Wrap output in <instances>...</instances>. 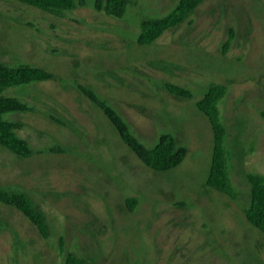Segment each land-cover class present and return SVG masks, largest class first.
<instances>
[{
  "label": "rangeland",
  "instance_id": "1",
  "mask_svg": "<svg viewBox=\"0 0 264 264\" xmlns=\"http://www.w3.org/2000/svg\"><path fill=\"white\" fill-rule=\"evenodd\" d=\"M78 1L59 18L0 0V63L53 76L4 92L30 108L4 119L23 126L17 135L33 155L0 146V187L27 194L51 232L43 239L0 203V264H64L68 252L90 264H264V235L244 214L247 176L264 177V0H205L149 46L138 44L142 22L167 16L179 0H133L122 18ZM215 86L228 90L219 110L235 200L207 186L214 133L197 104ZM80 87L116 110L145 147L173 136L184 162L148 169Z\"/></svg>",
  "mask_w": 264,
  "mask_h": 264
},
{
  "label": "trees",
  "instance_id": "2",
  "mask_svg": "<svg viewBox=\"0 0 264 264\" xmlns=\"http://www.w3.org/2000/svg\"><path fill=\"white\" fill-rule=\"evenodd\" d=\"M29 7L38 9L50 15L63 18L66 11L77 7L75 0H13ZM205 0H179L175 8L167 16L144 20L141 24V33L138 44L149 46L155 43L167 31L182 24L187 17ZM133 3V0H95V10L114 18H122ZM79 6H85V0L78 1ZM234 38L233 30L230 31L228 40L223 44L222 55L225 56ZM53 76L43 69L20 65L11 67L0 63V146L20 158H30L33 153L29 143L18 137L17 131L23 126L19 123L9 122L4 116L10 113L29 112L30 108L16 98L5 97L4 92L10 88L37 82H46ZM83 95L95 105L108 119L117 131L122 142L135 154L138 160L148 169L155 172H168L179 167L187 156L184 147L177 146L173 136L164 134L159 138L153 148L145 147L132 134L129 126L119 113L84 87L79 88ZM166 89L179 98L191 99L192 93L184 88L166 85ZM225 86L212 87L205 97L197 104V108L208 119L214 133V147L212 154L211 170L207 186L221 194L235 200L236 192L230 180L227 150L225 147L226 130L221 121L219 104L227 95ZM61 152L60 149H57ZM247 181L250 186V204L244 211L249 224L264 235V177L249 174ZM137 199L127 202L130 211H133ZM0 203L13 207L22 213L36 228L43 239H49L50 226L44 212L25 193L0 187ZM1 226V224H0ZM60 253H65L63 239L60 241ZM64 264H90L85 259L78 257L73 252L65 255Z\"/></svg>",
  "mask_w": 264,
  "mask_h": 264
}]
</instances>
